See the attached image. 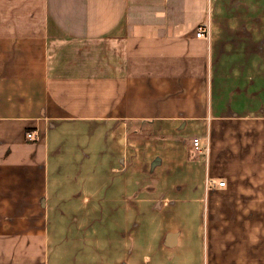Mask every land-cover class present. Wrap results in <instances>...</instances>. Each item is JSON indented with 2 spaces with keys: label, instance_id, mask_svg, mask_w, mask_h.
<instances>
[{
  "label": "crops",
  "instance_id": "obj_1",
  "mask_svg": "<svg viewBox=\"0 0 264 264\" xmlns=\"http://www.w3.org/2000/svg\"><path fill=\"white\" fill-rule=\"evenodd\" d=\"M185 249L264 264V0H0V264Z\"/></svg>",
  "mask_w": 264,
  "mask_h": 264
},
{
  "label": "rangeland",
  "instance_id": "obj_2",
  "mask_svg": "<svg viewBox=\"0 0 264 264\" xmlns=\"http://www.w3.org/2000/svg\"><path fill=\"white\" fill-rule=\"evenodd\" d=\"M194 138H198L200 140V138L198 136H194L193 138H191V141ZM190 147H191V144H190ZM200 148H202V147H200ZM193 150H194L193 152H200L202 149L200 151H197V150H195L193 148ZM92 152H93V156H97L96 155V150L92 151ZM146 164H147V165H145L146 167L142 169L143 177L155 176L154 174H150V172H152L151 171L152 169H150V167H148L149 163H146ZM104 165L106 166V168L110 167L108 165V162H107L106 159H104ZM186 168L187 167L185 166V170L183 172L181 170H179V172H178L179 175L175 174L173 176V174H172L171 176L175 177L176 179H180L181 181H184V180H187V179L188 180H197V179L203 177V174L201 172L198 173V171H200V169L198 167H192V169H195V170H192L191 172H188V170H186ZM101 172H102L101 169H99V168L95 169V175H93V176L94 177H99L102 174ZM182 173H185V174L181 175ZM105 175L107 176V173ZM107 177H109V176H107ZM154 203H156V200L148 202V204H151V205L154 204ZM143 204H145V202H143ZM173 208H175V209H173V213L174 214H172V216H174L172 221H174V222H181L182 221V217H188L189 219H195L196 218L197 209L194 208V207H190L189 209H187V208L184 209L183 206L180 203H178ZM170 210H171V208H170ZM186 211H187V213H188V211L190 212L189 216H187V215L183 216ZM142 219L143 220L146 219L147 220L146 224H148L151 218H149L148 216H144L143 215ZM155 227H156L155 224H152V226L150 227V230H153ZM189 247H190V245H189ZM142 249H145L144 250L145 253L147 255L151 256L152 250H147V248H145V247H142ZM187 250L185 249L184 251H182L180 257L183 259V261L189 262L188 264H193L194 260H198V259H192V257H193L192 253L191 252H186ZM139 255L142 256L141 253H139ZM184 258L187 259V260H184ZM179 262H181V260H179Z\"/></svg>",
  "mask_w": 264,
  "mask_h": 264
},
{
  "label": "built area",
  "instance_id": "obj_3",
  "mask_svg": "<svg viewBox=\"0 0 264 264\" xmlns=\"http://www.w3.org/2000/svg\"><path fill=\"white\" fill-rule=\"evenodd\" d=\"M204 33H205V30L202 29V28H199V29L196 31L195 35H196V37H201V36L204 35ZM26 138H27V140H29V141H33V140H35V135L33 134V132H27V133H26ZM192 145H193V148H194L195 150H197V151H200V150H201V148H200V140H199L198 138H194V139L192 140ZM218 185H219V186H223V185H224V182H223V181L218 182Z\"/></svg>",
  "mask_w": 264,
  "mask_h": 264
}]
</instances>
